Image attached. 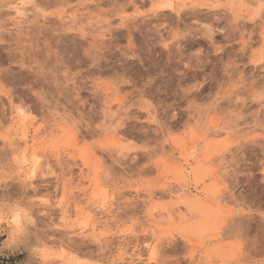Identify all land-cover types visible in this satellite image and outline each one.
Here are the masks:
<instances>
[{"label":"rangeland","instance_id":"1","mask_svg":"<svg viewBox=\"0 0 264 264\" xmlns=\"http://www.w3.org/2000/svg\"><path fill=\"white\" fill-rule=\"evenodd\" d=\"M171 1L0 0L2 259L264 264L260 0Z\"/></svg>","mask_w":264,"mask_h":264},{"label":"snow or ice","instance_id":"2","mask_svg":"<svg viewBox=\"0 0 264 264\" xmlns=\"http://www.w3.org/2000/svg\"><path fill=\"white\" fill-rule=\"evenodd\" d=\"M195 6H200V5H195ZM206 6V5H205ZM174 7L173 3L171 0H157V2H154L151 5L150 12L155 13L157 11L163 10V9H172ZM257 7L260 10L261 18L264 19V0H260L259 4ZM139 15H145L146 13H138ZM175 35V34H174ZM171 40L169 41V43ZM164 48H168V43H165L163 45ZM262 92H264V84L261 85ZM40 203L47 205L49 204V200L45 198H40ZM31 222V221H29ZM155 255V253H153Z\"/></svg>","mask_w":264,"mask_h":264},{"label":"trees","instance_id":"3","mask_svg":"<svg viewBox=\"0 0 264 264\" xmlns=\"http://www.w3.org/2000/svg\"><path fill=\"white\" fill-rule=\"evenodd\" d=\"M16 259L10 258V259H2L0 257V264H15Z\"/></svg>","mask_w":264,"mask_h":264},{"label":"bare ground","instance_id":"4","mask_svg":"<svg viewBox=\"0 0 264 264\" xmlns=\"http://www.w3.org/2000/svg\"><path fill=\"white\" fill-rule=\"evenodd\" d=\"M21 2H24V1H21ZM25 2H27V1H25ZM25 2H24V3H25ZM171 2H172V1H171ZM24 3H22V4H24ZM172 3H173V2H172ZM20 4H21V3H20ZM25 4H26V3H25ZM173 5H174V4H173ZM23 6H24V5H23ZM20 7L23 8L22 6H20ZM173 8H174V7H173ZM173 8H172V9H173ZM18 9H19V7H18ZM17 12H19V13L21 14V11H20V10H18ZM15 13H16V12H15ZM17 14H18V13H17ZM20 14H19V15H20ZM16 16H17V15H16ZM33 172H34V171H33Z\"/></svg>","mask_w":264,"mask_h":264}]
</instances>
